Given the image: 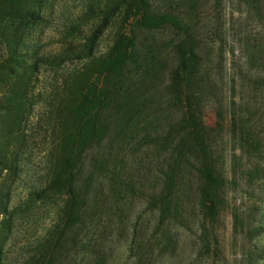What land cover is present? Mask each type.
<instances>
[{
  "label": "rangeland",
  "instance_id": "obj_1",
  "mask_svg": "<svg viewBox=\"0 0 264 264\" xmlns=\"http://www.w3.org/2000/svg\"><path fill=\"white\" fill-rule=\"evenodd\" d=\"M87 1L58 0L47 21L27 31V43L39 57L61 50L64 25L81 18ZM152 4L155 12L178 16L191 28L201 58L197 107L211 131L214 164L224 180L216 208L211 215L203 210L198 178L182 168L178 195L169 212H163L158 204L166 184L164 157L151 142H126L118 149L110 138L85 154L80 182L89 195L87 213L84 224L67 233L55 264H264V0ZM135 37L143 55L159 57L161 69L156 86L133 88L144 113L138 130L127 135L154 138L180 119L163 93L175 65L176 36L166 29L135 30ZM112 38L108 30L98 54L107 52ZM83 63L72 59L53 71L40 69L16 176L0 182L2 193L10 194L9 210L16 211L2 264H25L57 222L62 198L26 202L48 181L56 139L52 104L60 94L56 79ZM134 73L139 70L133 65L126 68V77L133 79Z\"/></svg>",
  "mask_w": 264,
  "mask_h": 264
},
{
  "label": "trees",
  "instance_id": "obj_2",
  "mask_svg": "<svg viewBox=\"0 0 264 264\" xmlns=\"http://www.w3.org/2000/svg\"><path fill=\"white\" fill-rule=\"evenodd\" d=\"M57 2L0 0V182L16 176L18 151L36 104L31 93L38 84L40 69L53 71L72 59L84 62L81 69L64 75L60 83L56 79L60 94L52 104L56 139L49 156L48 181L42 190L30 193L26 203L62 198L63 204L53 229L34 247L25 264H55L67 233L84 224L89 195L80 177L85 154L110 138L115 139L118 149L126 142H151L164 157L166 184L158 204L163 212H169L178 195L182 168L191 169L198 178V197L208 215L214 213L224 185L213 160L211 131L203 124L197 107L195 90L202 84V64L191 28L178 16L155 12L152 0H88L79 11L81 18L64 25L61 50L39 57L25 36L29 29L47 21ZM84 18L90 23H82ZM166 29L176 36L175 65L163 93L166 104L180 114V119L154 138L128 136L130 130L135 133L141 126L144 113L133 88L136 84L156 86L161 69L159 57L138 50L135 30L155 33ZM108 30L113 32L111 45L106 53L98 54L100 40ZM130 65L139 70L133 79L126 77ZM9 203V192L0 190V264L16 213L9 210Z\"/></svg>",
  "mask_w": 264,
  "mask_h": 264
}]
</instances>
